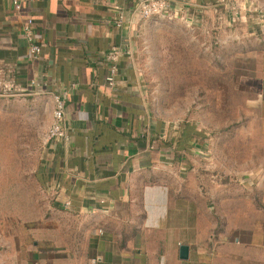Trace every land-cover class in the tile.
I'll list each match as a JSON object with an SVG mask.
<instances>
[{"label": "crops", "instance_id": "0c3cea01", "mask_svg": "<svg viewBox=\"0 0 264 264\" xmlns=\"http://www.w3.org/2000/svg\"><path fill=\"white\" fill-rule=\"evenodd\" d=\"M13 1L0 0V83L47 106L41 176L52 211L69 219L44 214L21 236L6 233L0 264H264V223L207 233L190 210L189 188L175 194L174 181L197 169L146 98L135 55L143 0H20V10ZM169 1L173 16L199 26L210 17L236 26L238 0ZM26 16L45 44L37 60L22 31ZM113 47L121 54L111 88ZM55 95L65 97L68 144L48 138Z\"/></svg>", "mask_w": 264, "mask_h": 264}, {"label": "rangeland", "instance_id": "374dc122", "mask_svg": "<svg viewBox=\"0 0 264 264\" xmlns=\"http://www.w3.org/2000/svg\"><path fill=\"white\" fill-rule=\"evenodd\" d=\"M236 4L233 31L211 17L209 27L173 15L146 19L135 50L152 114L197 169L174 181L175 194L189 188L190 210L207 233L264 223V0ZM0 94L2 243L44 214L69 218L52 211L41 176L47 106Z\"/></svg>", "mask_w": 264, "mask_h": 264}, {"label": "built area", "instance_id": "2783aa9c", "mask_svg": "<svg viewBox=\"0 0 264 264\" xmlns=\"http://www.w3.org/2000/svg\"><path fill=\"white\" fill-rule=\"evenodd\" d=\"M17 10L21 9L20 0L13 1ZM136 13L143 19H149L156 16L169 17L173 13L171 11V3L169 0H143L139 3ZM124 15H120V19L117 24L120 26L123 23ZM22 31L29 44V55L33 60L40 58L44 43L38 38L35 28V20L32 16H26L22 25ZM121 54V50L118 47H113L108 53L107 58L110 61L109 74L106 78L107 85L111 88L117 85V72H118V60ZM2 86V87H1ZM6 89V91H5ZM0 91H9V87L1 85ZM53 108V121L48 131V138L50 140H58L61 143L68 144L71 141V132L66 125V101L65 97L61 95H55ZM71 205L70 201L65 203L66 207Z\"/></svg>", "mask_w": 264, "mask_h": 264}, {"label": "water", "instance_id": "95a60500", "mask_svg": "<svg viewBox=\"0 0 264 264\" xmlns=\"http://www.w3.org/2000/svg\"><path fill=\"white\" fill-rule=\"evenodd\" d=\"M180 252L182 258H187L189 255V247L187 245H182Z\"/></svg>", "mask_w": 264, "mask_h": 264}]
</instances>
